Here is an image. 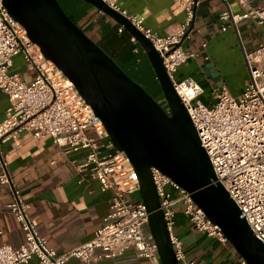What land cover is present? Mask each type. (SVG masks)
<instances>
[{"label":"built area","instance_id":"built-area-1","mask_svg":"<svg viewBox=\"0 0 264 264\" xmlns=\"http://www.w3.org/2000/svg\"><path fill=\"white\" fill-rule=\"evenodd\" d=\"M104 1L131 21L162 56L173 86L214 166L217 180L239 206L240 216L264 242V43L246 52L250 75L245 90L234 96L224 86L214 92L212 100L205 102L201 98L204 92L201 83L192 76L176 77L178 68L198 55V51L186 49L183 41L190 38L189 29L200 0H177L185 8L186 19L177 30L165 35L123 8L120 0ZM234 1L244 11L235 12L230 6L223 10L220 14L223 30L231 26L238 29L239 22L249 16L264 26V6H254L253 0ZM125 28L123 24L119 26L120 31ZM131 40L139 43L133 34ZM139 50L140 46H136L135 51ZM20 52L36 70L31 81L10 71L14 56ZM0 88L12 101L9 114L0 121V183L11 186L12 198L7 208L25 234L19 245L0 244V264L28 263L34 256L40 264H73L74 258L90 262L98 248L106 257L121 255L132 248L139 256H145L148 264H163L149 225L147 204L143 199L134 200L129 196L139 190L140 182L128 156L117 149L101 153L97 137L108 136L102 120L81 96L74 81L44 57L40 46L3 0H0ZM23 130L39 138L49 135L68 150H84L82 160H74L79 169L89 170L103 190L113 189L110 211L94 237L58 251L40 231L38 219L30 213V201L11 176L8 152L3 148L5 142L17 138ZM152 173L179 264L201 263L188 256L182 238L174 230L178 205L183 207L196 229L224 243L230 242L222 226L195 202L191 192L155 166ZM170 186L178 191L176 196ZM242 263L248 264L244 258Z\"/></svg>","mask_w":264,"mask_h":264},{"label":"crops","instance_id":"crops-1","mask_svg":"<svg viewBox=\"0 0 264 264\" xmlns=\"http://www.w3.org/2000/svg\"><path fill=\"white\" fill-rule=\"evenodd\" d=\"M61 1L79 24L122 58L120 52L127 40L120 41V45H113V39L122 36L119 30L121 24L116 18L85 0ZM252 3L257 7L264 6V0H253ZM120 4L130 13L143 18L145 25L163 35L177 30L186 19L185 8L177 0H120ZM229 6L235 12L244 11L234 0H200L189 29L190 38L183 41L186 49H194L198 55L188 59L176 72L177 78L192 76L201 83L203 95L208 96L209 101L214 97V92L224 86L234 96L245 90L250 75L246 52L264 43V26L254 17L242 19L238 29L234 26L222 29L220 14ZM204 42L206 45H203ZM138 52V66L154 74L141 44ZM10 71L19 73L27 81H31L36 74L22 52L14 56ZM11 105L12 101L0 88V121L9 114ZM102 139V143H105L101 147L102 154L116 151L108 136H102ZM99 143L101 146L102 143ZM3 148L8 152L11 176L30 201V213L38 219L39 229L51 245L63 251L97 234L110 211L113 189L103 190L100 181L89 170L79 169L74 160H82L84 150H68L51 136L39 138L28 130L21 131L17 138L5 142ZM169 188L174 196L178 194L176 189ZM138 191L131 192L129 196L134 200L142 199ZM11 198V186L0 183V244L8 242L19 245L24 241L25 234L14 214L7 208ZM174 230L182 238L188 256L201 264H243L242 255L231 242L224 243L196 229L181 205L177 206ZM71 262L148 264V259L139 256L132 248L115 257L102 255V250L98 248L90 262L75 258ZM23 264L40 262L34 256Z\"/></svg>","mask_w":264,"mask_h":264},{"label":"water","instance_id":"water-1","mask_svg":"<svg viewBox=\"0 0 264 264\" xmlns=\"http://www.w3.org/2000/svg\"><path fill=\"white\" fill-rule=\"evenodd\" d=\"M3 1L40 46L44 57L74 81L102 120L115 148L128 156L139 178V191L147 204L149 225L163 264L179 261L160 206L153 166L191 192L248 264H264V242L240 216L239 206L217 180L198 131L153 43L104 0H85L112 15L138 38L168 109L68 14L60 0Z\"/></svg>","mask_w":264,"mask_h":264},{"label":"trees","instance_id":"trees-1","mask_svg":"<svg viewBox=\"0 0 264 264\" xmlns=\"http://www.w3.org/2000/svg\"><path fill=\"white\" fill-rule=\"evenodd\" d=\"M61 4L63 5L64 9L68 12V14L78 23L76 18L68 11V8L63 4V2L60 0ZM79 24V23H78ZM105 51H107L115 60L125 69V71L131 75L135 80L143 84L148 91L151 93L154 92L156 95L158 94L160 97H162L161 104H164L165 102V108L168 109L167 102L165 101L160 83L158 79L156 78V74H149L147 71L142 70L138 65L140 63L139 61V52L135 51L136 46H140V44L133 43L131 41V33L124 29L121 34L122 36L116 37L113 39L115 41L113 43L114 46L120 45L123 40H127L123 43L122 51L120 54L122 55V58L118 57V54L112 51L111 49L105 47L100 40H98L96 37H94L86 28H84L81 24H79ZM128 63L129 65L127 66ZM155 95V96H156Z\"/></svg>","mask_w":264,"mask_h":264},{"label":"rangeland","instance_id":"rangeland-1","mask_svg":"<svg viewBox=\"0 0 264 264\" xmlns=\"http://www.w3.org/2000/svg\"><path fill=\"white\" fill-rule=\"evenodd\" d=\"M152 66V65H151ZM201 98L205 101V102H209V97L208 96H204L203 94L201 95ZM91 134H94L93 132H90ZM97 140L99 141V142H103V139H102V136H98L97 137ZM109 142H110V144H112L111 143V141L109 140ZM105 145V143H102V145H101V147L102 146H104ZM113 145V144H112ZM171 187V186H170ZM139 192V194H140V191H138Z\"/></svg>","mask_w":264,"mask_h":264},{"label":"flooded vegetation","instance_id":"flooded-vegetation-1","mask_svg":"<svg viewBox=\"0 0 264 264\" xmlns=\"http://www.w3.org/2000/svg\"><path fill=\"white\" fill-rule=\"evenodd\" d=\"M153 93V95L155 96L156 95V93H154V92H152ZM159 101H162V97H160L158 94L155 96ZM164 104L163 105H165V102H163Z\"/></svg>","mask_w":264,"mask_h":264}]
</instances>
